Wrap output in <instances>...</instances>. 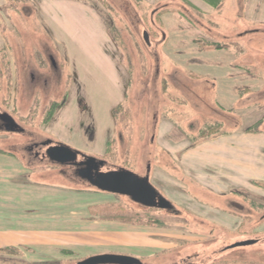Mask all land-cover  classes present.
<instances>
[{"label": "rangeland", "instance_id": "1", "mask_svg": "<svg viewBox=\"0 0 264 264\" xmlns=\"http://www.w3.org/2000/svg\"><path fill=\"white\" fill-rule=\"evenodd\" d=\"M181 1L197 3L0 0V105L9 107L16 96L19 67L18 104L13 113L35 131L36 141L53 138L110 166L143 175L151 165L152 186L175 211L146 208L127 197L99 191L112 196H107L111 210L99 213L113 222L97 223L115 224L110 225V233L84 232L86 238H93L71 244L74 252L68 260L75 263L109 251L145 264H264V138H259V149L253 144L252 150L239 153L235 166L228 162L205 165L190 173L182 163L193 143L216 133L226 138L227 130L237 128L242 133L264 134V0H226L212 12L191 11L200 23L194 27L178 11L160 15L166 6L181 9ZM42 7L50 9L51 20L70 35L66 50L77 51L71 61L63 49L54 48L50 35L54 26L50 23L49 31ZM199 28L217 45H202L207 35ZM51 56L62 67L61 84L32 88L26 71L54 67ZM108 57L119 77L113 67H105ZM180 75L192 79L195 87L186 89ZM63 95L66 100L53 110L50 100L62 101ZM31 112L35 116L27 120ZM160 125L163 133H171L168 137L158 136ZM8 142L17 143L19 138L12 136ZM169 143H173L172 153L164 151ZM177 149H181L179 155ZM50 166L38 170L36 180L88 196L97 191ZM250 168L257 169L258 182L243 181ZM59 211L62 214L52 203L51 214ZM78 213L83 214L84 229L95 221L88 220L90 206ZM55 222L51 218L50 226ZM58 224L68 225L63 220ZM45 239L49 243H44L43 251L55 256L54 235ZM246 240L258 243L229 249ZM52 259L46 264L71 263Z\"/></svg>", "mask_w": 264, "mask_h": 264}, {"label": "crops", "instance_id": "2", "mask_svg": "<svg viewBox=\"0 0 264 264\" xmlns=\"http://www.w3.org/2000/svg\"><path fill=\"white\" fill-rule=\"evenodd\" d=\"M177 2V0H174ZM224 0L219 6L223 5ZM163 2V1H162ZM162 5L166 3H162ZM197 3H193L201 9L204 13L211 11L213 9H217L209 6L208 4L202 2L201 0H196ZM174 3V2H172ZM168 5V4H167ZM167 7V6H166ZM172 7V6H171ZM175 7V6H173ZM173 7L170 8V13L173 12ZM177 8V6L175 7ZM42 13H45L47 16L48 28L50 31V23L54 26L53 34L50 32L52 39L54 40V48L59 47L64 50V54L66 53V57H68L69 61H71V56L74 53H77L75 50H66L67 46L65 43L69 44L68 37L70 36L64 30L60 28V24L55 20H51L50 9L47 7H42ZM177 14H179L177 12ZM227 18H230L227 16ZM236 19V21H244L243 18L232 17ZM186 19V18H185ZM189 24H193L192 26H198L193 20H189ZM193 22V23H191ZM248 24V23H247ZM250 26V25H249ZM203 35H210L206 32H203L202 28H199ZM75 35L79 37L80 34ZM76 39V38H75ZM205 40L202 45L204 46H213L217 45V43L210 37L208 40ZM77 40V39H76ZM151 42V41H150ZM149 45V44H148ZM72 51V52H71ZM105 67H113L114 73L116 72L115 64L111 63L110 57L105 58L103 61ZM69 69L70 64L68 65ZM112 68V69H113ZM171 70H173L171 68ZM176 70V69H175ZM178 71H181L180 69ZM177 71V72H178ZM72 70H70L71 75ZM183 72V71H182ZM176 73V71H175ZM69 74V71H68ZM122 75H125V72L122 71ZM115 76L119 77V73H115ZM192 76V75H191ZM128 77L126 79L128 83V87L132 85L131 78ZM181 80L185 81L183 84L188 87H195L194 81L192 79H188L184 75H180ZM182 81V82H183ZM208 84H211L208 80ZM216 86V85H213ZM223 102L220 103L218 100V104H221L225 107ZM116 107V106H115ZM223 108V107H222ZM225 109V108H223ZM226 110V109H225ZM175 130V129H174ZM173 130V131H174ZM244 130V129H243ZM163 131V126L160 125L158 127V136L162 138V136H167L168 132ZM242 133L241 129L235 130H227L225 133L230 134V136L226 138L221 137V133H216V136L212 138L208 136V138L200 140L196 144L193 143L188 150L185 152V155L182 158V163H185L188 166V170L190 173L196 172L197 167L203 166H221L227 164V162L235 166L236 160L238 158V154L243 152L245 149L249 150L254 144L259 149V138H264L263 135H254L249 134V130H244ZM173 133V132H172ZM171 134V133H170ZM168 134V136L170 135ZM188 136V133H186ZM219 134V135H218ZM195 135V134H192ZM167 136V137H168ZM218 136V137H217ZM220 136V137H219ZM4 136L0 135V263L3 264H46L55 261L52 258H60L58 259L60 262L71 261L70 264H73V260L69 257L72 256L73 250L71 249V244L73 243H83L88 239L87 235H99L100 233L106 232L110 233V225L115 223H109L113 221H109L105 218H102L100 215L101 210L109 211L112 206L107 205L111 201L109 194L105 195V193H100L98 190L95 193H91V195H86L81 192H74L71 190H67L63 187L52 186V184L45 183L42 180H36V172L38 170L43 169L44 167L34 168V165H31L27 161H22L15 153L6 149V147L1 145V139ZM61 142V141H60ZM62 143V142H61ZM173 143H169L168 149L164 151L171 152ZM264 150V147L262 148ZM178 155L181 152V149L174 150ZM172 153V152H171ZM231 161V162H230ZM205 166V167H206ZM206 169V168H205ZM254 174V175H253ZM191 175V174H190ZM248 179H244L243 181H247L248 183L258 182V171L257 169L250 168L249 174L247 176ZM199 179V178H198ZM200 180V179H199ZM201 181V180H200ZM241 186V185H240ZM84 195L88 197H84ZM112 197V196H111ZM102 200V199H105ZM87 201L88 203L84 202ZM100 200H102L100 202ZM52 203L57 208L62 209L59 212H53L51 214ZM68 203V206L66 205ZM64 204L69 208L66 209ZM90 206L91 217H88V220H95L92 224L87 225L84 229L83 225V214L78 213L80 210H83L84 207ZM96 211L98 215H96L92 211ZM72 217H67L69 214ZM94 213V214H93ZM93 214V215H92ZM74 216V217H73ZM51 218H53L56 222L50 226ZM60 220L66 221L68 223L67 226L57 227ZM109 221L103 222L106 225H100L102 223H97L98 221ZM70 223V224H69ZM86 232V233H84ZM122 233H125L124 230H121ZM54 235V242L57 245H53L54 255H50V252L46 253L43 251L44 243H49L45 237ZM52 242V241H51ZM112 245V244H108ZM32 247V248H30ZM30 248V249H29ZM109 251L102 252L103 254H110ZM53 256V257H52ZM57 261V260H56ZM74 264H77V262Z\"/></svg>", "mask_w": 264, "mask_h": 264}, {"label": "flooded vegetation", "instance_id": "3", "mask_svg": "<svg viewBox=\"0 0 264 264\" xmlns=\"http://www.w3.org/2000/svg\"><path fill=\"white\" fill-rule=\"evenodd\" d=\"M51 58L53 59L54 67H39L37 71L35 70L26 71V74H28L30 77V83L32 88L43 90L44 87L49 88L54 84L55 85L61 84L64 78L62 67H58L53 56H51ZM48 68L50 70H48ZM19 69H20L19 67H16V74H15L16 96L11 97L10 102H8L9 107L6 108V106L0 105V135L2 134L4 136V138L1 139V145L6 147V149H8L9 151L15 153L16 156L22 159V161H27L31 165H34V168H39V167L49 168L51 167L50 164L56 165L57 167H59L60 173L61 175H64V177H67L73 181H77L78 183L88 184L89 186L93 187L92 184L89 182V180L87 178H84V175L86 174L84 170L88 168L85 165V163L87 162L86 155L80 153L74 161L67 162L64 164H58L52 161L48 156V151L53 147L60 146L62 143L53 138H46V139L44 138V140L36 141L35 131H32L28 127L24 126L23 121L13 113V110H15L13 106L17 107L15 104H18V92H19L18 89L20 85ZM56 98L57 97H54L52 100H50V104L53 105V110L60 108L61 102L63 103L66 100L65 95L62 96V101L61 100L58 101ZM32 115L35 116L34 112L33 114L32 112L28 114L26 116V119L28 120L29 118H32L33 117ZM50 119L51 118H49L48 120ZM12 136H17L19 138V142L17 143L8 142L10 141V137ZM97 159L99 161L102 160L99 158ZM106 168L108 170H106ZM123 169L124 168H120L118 166L117 167L110 166L105 161V165L102 166L100 170H98V172L94 171L93 174L96 176L98 173L120 171ZM134 173L140 178L149 177L151 180L152 167L151 165H148V167H146L145 175L139 172H134ZM172 209L173 208L167 211L175 213V211H173Z\"/></svg>", "mask_w": 264, "mask_h": 264}, {"label": "water", "instance_id": "4", "mask_svg": "<svg viewBox=\"0 0 264 264\" xmlns=\"http://www.w3.org/2000/svg\"><path fill=\"white\" fill-rule=\"evenodd\" d=\"M145 40L150 44L148 34L145 33ZM80 153L72 148L61 144L53 147L48 151L49 158L58 163L64 164L74 161ZM88 167L84 178L97 190L118 196H127L134 203L140 204L146 208H155L159 210H169L172 204L156 191L150 182V178H140L134 172L129 170L112 171L106 173H98L96 176L94 171L98 172L105 161H99L95 157L86 156ZM258 243V240H246L229 247V249L248 247ZM77 264H145L141 260L134 257L118 255V254H102L84 259Z\"/></svg>", "mask_w": 264, "mask_h": 264}, {"label": "trees", "instance_id": "5", "mask_svg": "<svg viewBox=\"0 0 264 264\" xmlns=\"http://www.w3.org/2000/svg\"><path fill=\"white\" fill-rule=\"evenodd\" d=\"M202 2L208 4L209 6L211 7H218L224 0H201ZM181 6L182 8L180 9V7H177L176 10H173L174 11H178V13L180 15H182L184 18H188L189 20H193L194 18L191 16V11H194V12H197V13H200L201 9H199L198 7H196V5L192 4L191 2L189 1H181ZM164 5V4H163ZM162 5V6H163ZM170 13L171 12V9H168L165 7V9H163V12L160 14H165V13ZM158 18V17H157ZM194 21L196 22V20L194 19ZM196 23H198V25H200L199 21H197ZM236 244V243H235ZM234 245V244H233ZM231 245V246H233ZM256 245V244H255ZM230 246V247H231ZM228 249V248H227ZM238 249V248H237ZM209 253V252H208ZM187 264H194L193 262H187Z\"/></svg>", "mask_w": 264, "mask_h": 264}]
</instances>
